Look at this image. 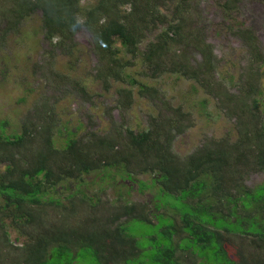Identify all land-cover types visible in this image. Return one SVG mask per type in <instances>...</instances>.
<instances>
[{
    "label": "trees",
    "instance_id": "trees-1",
    "mask_svg": "<svg viewBox=\"0 0 264 264\" xmlns=\"http://www.w3.org/2000/svg\"><path fill=\"white\" fill-rule=\"evenodd\" d=\"M82 1L0 0L4 21L0 50L8 36L18 31V24L40 10L46 38L59 34L60 46L79 27L97 34L99 53L108 55L107 80L109 75L119 77L113 69L118 53L113 38L125 52L135 55L144 32L166 24L145 46L144 60L153 65V74L171 71L181 76L187 72L177 47L182 44L178 38L191 27L189 0H177L173 8L167 7L168 13L160 11L161 0H95L81 5ZM236 1L224 4L230 7ZM238 36L245 44L249 67L239 77L240 103L233 111L235 138L214 140L184 159L172 150L175 134L183 131L180 110L162 121L150 116L147 128L139 131H93L79 140L74 133H65L59 147L55 145L59 126L45 97H32V108L20 118L17 128L0 118V264H72L78 255L94 257L91 261L98 264H133L142 253L127 233V225L133 222L155 226L159 232V238L149 236L153 246L148 247L162 251L163 256L151 254L152 260L146 259V263L177 264L172 257L177 247L215 264H264V184L250 187L243 181L244 174L264 170V88L259 87L264 79V51L248 29H241ZM190 42L202 55L190 78L207 89L212 86L214 70L212 48L197 37ZM22 93L20 101L29 100L30 90ZM235 97L228 94L224 98L237 102ZM97 174L100 181L89 180L88 176ZM146 174L152 176L150 183L138 178ZM45 182L50 184L48 191L57 185L67 190L66 203L62 197H46ZM97 184L112 186L119 196H128L135 186L142 192L157 185L152 204L156 211L166 210L154 213L150 202L128 197L102 210L97 206L100 194L93 192ZM160 197L173 199L162 203ZM54 211L59 227L51 226L47 219ZM107 211L115 213L105 218ZM6 226L21 234L23 238L18 237L17 242L21 239L23 243L18 245L7 237Z\"/></svg>",
    "mask_w": 264,
    "mask_h": 264
},
{
    "label": "rangeland",
    "instance_id": "rangeland-1",
    "mask_svg": "<svg viewBox=\"0 0 264 264\" xmlns=\"http://www.w3.org/2000/svg\"><path fill=\"white\" fill-rule=\"evenodd\" d=\"M94 1L83 0L81 5ZM176 1L161 0L158 2L160 11L168 13L170 10H167V7L173 8ZM189 1L191 15L188 24L191 23V27L178 38L182 44L177 47L183 59L180 58V62L185 65V74L188 77L184 73L177 76L171 71L153 74V65L144 60L145 46L154 41V36L164 29L166 24L145 31L144 39L135 55L125 52L120 41L113 38V45L118 50L117 64L113 69H116L115 74L120 78L109 75L105 80V73L110 71L107 65L108 55L99 53L97 34L79 27L71 35V40L60 46L58 41H61L62 37L59 34H54L52 39L46 38V31L41 26V12L35 10L30 17L18 24V31L8 36L4 48L0 50V118H5L12 128H17L20 118L32 108V97L37 95L38 100L45 97L54 112L53 120L57 121L59 126L58 136L55 137V145L58 147L64 144L62 134L65 133H74L73 137L79 140L93 131L99 134H109L110 131L117 134L121 128L139 131L147 128L150 116H157L158 121H162L178 110L184 118L180 125L183 131L175 134L172 150L179 158L184 159L214 140L225 137L233 140L237 128L233 111L237 108L236 104L240 103L237 97L238 88L241 86L239 77L249 67L245 44L238 35L241 29H248L264 51V2L237 0L229 7L224 4L228 0ZM227 8H230V11L226 10ZM3 24L4 21L0 18V30ZM195 37L212 48L214 70L210 77L212 86L207 89L190 78L191 71L202 61L201 52L194 42H190ZM185 42L190 43L184 46ZM259 87L264 88V79L260 81ZM24 90H30V97L29 100L21 102ZM223 91L225 95L222 94ZM228 94L236 96L237 102L226 101L224 97ZM2 167L0 165L1 169ZM243 176L246 186L264 184V170L250 171ZM88 178L90 181H100L98 174L95 178ZM138 178L150 183L152 176L146 174ZM42 186L46 197H62V202L66 203L64 197L68 191L61 185L49 191L47 188L50 184L45 182ZM156 186L142 192L135 186V190L128 196H119L112 186L97 184L93 192L98 191L100 194L97 206L102 210L112 204L119 205L128 197L131 201L150 202L152 211L160 213L166 209L156 211L152 204ZM100 188L103 191H100ZM91 193L92 190L87 195ZM172 199L159 198L162 203H171ZM112 200L114 201L110 202ZM113 212L107 211L105 218H111L115 213ZM49 213L47 219L53 223L51 226L59 227L61 223L57 220L56 212ZM155 228L137 222L127 225L128 235L134 238L142 249L141 257H135L133 264H152L146 263V259L152 260L151 254L154 257L157 253L158 256H163L162 251L149 250L148 247L153 246V242L148 240L149 236L156 235L159 238V232H156ZM5 232L16 244L23 243L21 239L17 242L21 234L13 227L6 226ZM143 236L148 238H142ZM179 236L175 235L174 245H177ZM179 242L189 243L184 240ZM161 244L164 245L163 242ZM70 250L74 257L76 248ZM174 251L172 257L177 264H215L205 261V258L202 259L196 253L183 252L177 247ZM84 257L78 255L76 263L72 264H98L91 261L94 257ZM160 263L164 264L162 261Z\"/></svg>",
    "mask_w": 264,
    "mask_h": 264
},
{
    "label": "bare ground",
    "instance_id": "bare-ground-1",
    "mask_svg": "<svg viewBox=\"0 0 264 264\" xmlns=\"http://www.w3.org/2000/svg\"><path fill=\"white\" fill-rule=\"evenodd\" d=\"M124 254V253H123ZM126 254V253H125ZM116 262V261H115Z\"/></svg>",
    "mask_w": 264,
    "mask_h": 264
},
{
    "label": "crops",
    "instance_id": "crops-1",
    "mask_svg": "<svg viewBox=\"0 0 264 264\" xmlns=\"http://www.w3.org/2000/svg\"><path fill=\"white\" fill-rule=\"evenodd\" d=\"M176 246V245H175Z\"/></svg>",
    "mask_w": 264,
    "mask_h": 264
}]
</instances>
